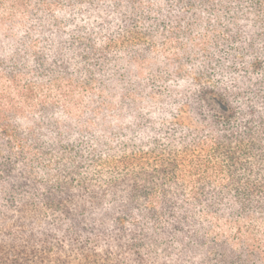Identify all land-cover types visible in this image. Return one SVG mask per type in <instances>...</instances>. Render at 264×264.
Wrapping results in <instances>:
<instances>
[{"label": "trees", "instance_id": "trees-1", "mask_svg": "<svg viewBox=\"0 0 264 264\" xmlns=\"http://www.w3.org/2000/svg\"><path fill=\"white\" fill-rule=\"evenodd\" d=\"M0 264H264V0H0Z\"/></svg>", "mask_w": 264, "mask_h": 264}]
</instances>
